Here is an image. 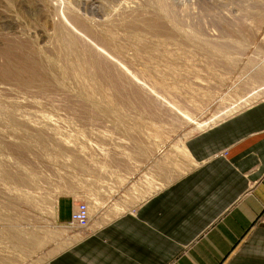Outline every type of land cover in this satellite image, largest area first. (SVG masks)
<instances>
[{"label": "rangeland", "instance_id": "374dc122", "mask_svg": "<svg viewBox=\"0 0 264 264\" xmlns=\"http://www.w3.org/2000/svg\"><path fill=\"white\" fill-rule=\"evenodd\" d=\"M263 101L264 0H0V264L136 208ZM61 200L89 227L59 225Z\"/></svg>", "mask_w": 264, "mask_h": 264}, {"label": "crops", "instance_id": "0c3cea01", "mask_svg": "<svg viewBox=\"0 0 264 264\" xmlns=\"http://www.w3.org/2000/svg\"><path fill=\"white\" fill-rule=\"evenodd\" d=\"M185 149L188 173L44 264H264V101ZM77 207L59 201L57 223Z\"/></svg>", "mask_w": 264, "mask_h": 264}, {"label": "built area", "instance_id": "2783aa9c", "mask_svg": "<svg viewBox=\"0 0 264 264\" xmlns=\"http://www.w3.org/2000/svg\"><path fill=\"white\" fill-rule=\"evenodd\" d=\"M259 223L264 224V214L259 217ZM72 224L86 229L90 224V210L87 204H81L72 214Z\"/></svg>", "mask_w": 264, "mask_h": 264}]
</instances>
